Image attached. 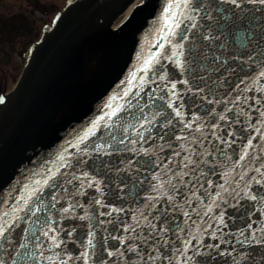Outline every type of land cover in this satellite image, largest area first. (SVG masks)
I'll return each instance as SVG.
<instances>
[{
	"label": "snow or ice",
	"instance_id": "obj_1",
	"mask_svg": "<svg viewBox=\"0 0 264 264\" xmlns=\"http://www.w3.org/2000/svg\"><path fill=\"white\" fill-rule=\"evenodd\" d=\"M173 8L179 11L165 17L170 47H159L176 71L158 58L150 72L144 68L147 79L138 77V91H130L132 81H122L128 87L76 136L71 145L76 153H61L50 167L42 165L11 204L3 201L0 264H119L112 258L127 253L137 259L126 264H215V257L231 255L220 248L233 236L223 232L229 228L226 217L236 228L237 243L264 247V219L254 220L252 212L253 205L264 209V49L258 51L264 24L253 27L249 20L252 11L264 14V0H183L170 2L163 12ZM221 19L224 30L218 27ZM232 42L241 45L238 55ZM253 90L257 95L250 94ZM144 172L149 175L139 178ZM217 175L223 183L213 179ZM129 183L138 190L135 197L145 193L133 209L124 206ZM92 189L96 195L90 196ZM129 211L134 224L120 217L100 219ZM259 214L264 217V211ZM180 215L184 227L177 222ZM105 224L128 235L109 233L98 241L96 229L108 232ZM209 232L220 243H206ZM126 240L131 242L124 250L116 246ZM70 244H78V254Z\"/></svg>",
	"mask_w": 264,
	"mask_h": 264
},
{
	"label": "water",
	"instance_id": "obj_2",
	"mask_svg": "<svg viewBox=\"0 0 264 264\" xmlns=\"http://www.w3.org/2000/svg\"><path fill=\"white\" fill-rule=\"evenodd\" d=\"M131 2L132 0L74 1L63 10L52 28L46 31L42 39L31 49L14 89L0 98V209L6 207L3 201L8 200L11 204L19 196V189L31 183L32 173L43 171L42 165L50 167L51 162L61 153L66 156L76 153L77 149L71 146L75 144L76 136L81 134L91 121L103 115L104 105L113 102L110 98L114 94L118 91L122 94L123 89L128 87V84H122V81H132L130 91H138L137 85L140 82L138 77L147 79L151 71L150 65L155 64L158 58L167 70L176 71L170 61L163 59L164 49L159 46L164 44L166 49L170 47L165 17L171 19V11H179L173 8L169 14H165L163 9L170 2L175 5L182 3L183 0H141L123 21L117 22L118 15ZM218 15L226 17L230 14ZM249 20L253 27L258 28L264 24V14L252 11ZM184 26H188L187 22ZM218 27L221 30L226 28L224 19H221ZM232 43L234 54L238 55L242 50L241 45L238 42ZM247 47L245 42L244 48ZM261 49H264V45H261L258 51ZM145 61H149L150 64L146 65ZM255 66L253 63L252 67ZM145 67H149V72L144 71ZM245 68L250 70L248 65H245ZM149 90L150 86L146 85L145 99ZM178 90L182 91L183 86L178 85ZM250 94L257 95L254 90ZM116 102L124 101L118 98ZM255 117L256 114L253 113V119ZM190 118L191 112H187L185 119ZM103 134L102 130L98 131V135ZM255 135L256 133H253V136ZM112 159L115 162V158ZM147 175L149 173L144 172L139 178ZM213 179L223 183L219 175ZM112 187L115 188V183ZM137 191L132 188L131 183L124 190L126 208H135L137 199L145 195L143 191H139V197H135ZM89 193L90 196L96 195L94 189L89 190ZM78 199L82 203L86 201L85 197ZM114 203L120 205L119 200H115ZM227 211L233 217L236 216L233 209L229 208ZM260 211L264 209H260L259 205L252 206L254 220L264 219L260 216ZM76 212L83 214L80 209H76ZM116 217L122 218L128 224H134L131 211L127 215L113 213L112 217L105 216L100 219ZM225 219L229 228L223 229V232L231 231L233 236L230 237L231 243L220 244V248L226 249L231 255L215 257V264H233V258L238 264H264L262 259L264 247L237 243L233 221L227 217ZM184 220L182 215L177 218L182 227ZM75 223L86 225L87 222ZM235 223L246 228V224L239 219H236ZM64 227L67 228V224ZM103 227H106L108 232H104L98 226L96 229L98 241L109 233L117 236L128 235L124 233L123 228H120V231H113L109 224ZM167 238L176 239L171 234ZM204 241L220 243L219 239L211 237L210 232L204 235ZM84 242H87L86 237ZM130 242L126 240L125 245L116 242V246L124 250ZM136 243L141 249L147 247L139 241ZM233 246L235 251H232ZM69 247L78 254V244H70ZM104 256L107 257V254L104 253ZM4 257L5 253L0 251V258ZM112 259L119 261V264H126L128 261H135L137 257L133 253H127L125 257ZM77 264H82V261H78Z\"/></svg>",
	"mask_w": 264,
	"mask_h": 264
},
{
	"label": "flooded vegetation",
	"instance_id": "obj_3",
	"mask_svg": "<svg viewBox=\"0 0 264 264\" xmlns=\"http://www.w3.org/2000/svg\"><path fill=\"white\" fill-rule=\"evenodd\" d=\"M73 0H0V94L10 89L29 47Z\"/></svg>",
	"mask_w": 264,
	"mask_h": 264
},
{
	"label": "bare ground",
	"instance_id": "obj_4",
	"mask_svg": "<svg viewBox=\"0 0 264 264\" xmlns=\"http://www.w3.org/2000/svg\"><path fill=\"white\" fill-rule=\"evenodd\" d=\"M139 1H140V0H133V1L130 3V5H128L127 8L124 10V12H122V13L118 16V18H117V22L122 21V20L126 17V15L129 13V11L132 9V7H134V5H135L136 3H138Z\"/></svg>",
	"mask_w": 264,
	"mask_h": 264
}]
</instances>
